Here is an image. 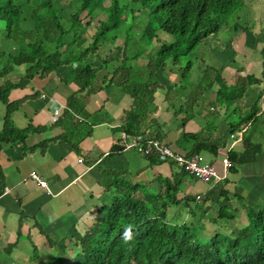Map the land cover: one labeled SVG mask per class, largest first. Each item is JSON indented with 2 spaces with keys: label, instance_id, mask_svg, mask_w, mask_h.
Segmentation results:
<instances>
[{
  "label": "trees",
  "instance_id": "trees-1",
  "mask_svg": "<svg viewBox=\"0 0 264 264\" xmlns=\"http://www.w3.org/2000/svg\"><path fill=\"white\" fill-rule=\"evenodd\" d=\"M253 1L0 0V77L18 72L20 65L24 67L19 77L0 83V99L7 108L0 128V150L3 144L23 137L24 133L8 120V114L17 105L8 98L9 92L27 85L35 76L44 78L53 74L67 84L76 83L77 88L68 96L64 113H73L71 122L75 114L89 115L91 122L83 123L88 127L85 130L88 134L93 122L102 121L97 118L101 111L88 114L84 103L76 102L75 93L94 92L92 80H98V72L105 68L106 72L98 81L101 83L99 89L114 83L132 99L124 110L121 128L125 132L138 135L139 141L144 142L164 138V122L154 111L158 107L157 92L166 88L173 97L176 94L174 107L181 110L179 117L171 115L180 128L172 144L182 149L189 147L186 155L199 152L216 155L231 133L244 125L264 124V77L252 73L237 75L230 81L222 74L223 67L210 72L209 68L214 65L205 64L204 58L201 63L205 66L201 74H197L192 71L194 58L191 54L185 55L207 36L227 28V17L248 12ZM251 27L249 24L248 29ZM238 29L240 27L234 28ZM88 30L92 31L87 41L84 34ZM260 33L264 37V27ZM118 39L121 42L115 48L121 57L113 53L95 59L101 45L114 44ZM259 52L264 54V44ZM137 59L140 61L136 62ZM64 65L69 69L60 76L58 71ZM237 69H243V65ZM261 72L264 74V70ZM171 74L178 78L172 80ZM195 91L197 96L189 97ZM212 93L213 98L206 104L232 103L245 94L252 97L249 108H238L235 122L227 121L225 132L228 135L217 139L205 134L204 126L196 131L185 129L194 114L192 105L187 103H195L198 99L201 103ZM259 110L261 116H256ZM252 138L244 134L240 148L227 150L229 173L238 172L240 165L264 153V143ZM146 157L159 161L152 154ZM116 175L110 183L116 194L105 206L102 232L101 227L92 228L82 240H69L70 246L64 240L54 242L61 251L57 249V264H264V202L254 203L255 208H246L248 222L235 233L215 230L205 235L201 233V224L198 228L192 220L179 222L175 216L167 214L172 205L188 206L191 202L189 195L178 196L179 179L164 177L167 182L154 194L151 189L144 188L146 184L137 181L130 184L119 176L121 173ZM224 186L216 190L213 198L216 202L225 201L220 206L218 203L216 221L234 217V209L228 202L241 195L236 187L230 190ZM69 250H73L71 261L65 258V255L70 258Z\"/></svg>",
  "mask_w": 264,
  "mask_h": 264
},
{
  "label": "crops",
  "instance_id": "crops-1",
  "mask_svg": "<svg viewBox=\"0 0 264 264\" xmlns=\"http://www.w3.org/2000/svg\"><path fill=\"white\" fill-rule=\"evenodd\" d=\"M228 74L230 76L227 71ZM32 80L34 82L26 92L19 96H17L19 93L15 92L16 97L9 98L13 103L17 102V105L8 114V120L13 126L21 128L24 133L23 137H16L9 143L3 144L0 150V264H35L36 260L37 264H45L41 258L39 259L38 254L34 253V249L38 250L39 246L45 245L54 246V242L58 240H82L90 234L92 228L99 229L98 225L101 222L96 221L95 218L100 216V212H97L96 208L101 204L100 197L108 189L112 177L117 176L116 173H121L119 176H128L129 173V177H134V181L146 185L150 181L157 180L159 176L176 181L179 179L178 196L184 194L193 196L196 193L206 196L201 202L204 210L200 209V216L204 217L206 212L211 211L215 212L214 216L211 215L212 218L216 217L218 210L213 211L216 207L213 198L216 190L221 186L226 184L224 187L229 188L227 186L230 184L227 180L229 176L224 184H213L206 188L200 185V191L192 193V187L184 181L185 177L193 178V176L174 169L172 167L174 163L150 160L141 153L140 155L145 159V163L141 164L130 152L135 148L126 146L134 136L138 135L127 133L121 128L124 110L129 107L132 99L116 84L112 91H108L109 86L103 88V94L99 89L98 93L102 97L95 92H80L81 95L86 94V96L93 94L88 97V102H83L84 108L88 114H95L97 110L103 109V115L97 116L102 118V121L95 124L93 122L92 129L87 134L81 130L87 127L83 123L91 122L89 115L75 114L74 121L84 122L77 124L73 121V130L68 136L67 129L64 130L60 121L63 120L66 112L64 109L68 96L70 97L77 88L76 83L73 85L72 82L63 83L65 88H61L58 86L60 83L57 84V81L61 80L60 77L53 74L44 78L35 76ZM31 83L32 81L27 85ZM157 93L155 99L162 101L167 93L166 88ZM170 95L166 94L167 97ZM245 96L249 97L251 102L249 105L240 106L249 108L252 105V97L247 94ZM124 98L127 102L123 100ZM113 104L114 109L111 107ZM157 105L159 107V102ZM167 105L162 113L157 111V107L154 114L164 122V125L170 122L166 126L167 129L163 128L165 136L162 140L172 146L179 136V130L171 126V114L168 113ZM56 108L60 109V113L54 118ZM6 109V107L0 108V128L4 122ZM211 109L215 111V105ZM260 111L256 116H261ZM192 119L187 121L185 129L196 131L197 126ZM225 124L227 129V122ZM258 124L254 134L262 135L264 124L259 122ZM261 127L262 130L258 132ZM255 139H260L259 141L264 143V138ZM226 142L219 147L222 154L225 145L229 143ZM239 146L241 145L236 147ZM173 148L182 152L189 150V147L182 149L174 145ZM202 154L212 163L216 161L215 156L218 155L209 152ZM129 165L133 166L132 171ZM257 165H260L261 169L264 168V160ZM148 169L149 172H146ZM31 172L44 179L47 188L41 186L30 175ZM209 202V206L204 205ZM102 205H105V202L100 206ZM89 220H93L91 221L93 225H87Z\"/></svg>",
  "mask_w": 264,
  "mask_h": 264
},
{
  "label": "rangeland",
  "instance_id": "rangeland-1",
  "mask_svg": "<svg viewBox=\"0 0 264 264\" xmlns=\"http://www.w3.org/2000/svg\"><path fill=\"white\" fill-rule=\"evenodd\" d=\"M243 12L244 11H242L241 14H237V17H234V18L232 16L227 17L226 18V21L228 24L227 28H225V27L220 28V30L217 33L207 36L206 38H204L202 41H200L195 46V48L191 51V53H188L185 55V57L186 56L188 57V55L191 54V57L194 58L195 61L193 63V70H192V71H194V73L201 74V68H203L205 66V64L210 63V64L214 65V67L209 68L210 72L214 73V71H212V70H214L216 68L218 69L220 67H223L221 69V72L223 75H227V71L229 70V68L236 69L239 66L244 65L245 61H246V63H247V61L250 63L260 53L259 49H260L261 45L264 44V37L259 35L260 31L262 30V27H264V0H254L252 2V8L250 10H248V12H245V13H243ZM252 18H254V19L252 20ZM249 24H252V27L250 29H248ZM236 26L240 27V29L234 30V28ZM90 31H92V30H88L84 34V36L87 37V41H88ZM120 42H121V40L118 39L116 41V43H114V44L106 43V44L101 45L100 48L98 49V51L100 53H97L94 55L95 59L101 58V56H103V55L108 57L110 54H113V53H117L121 57V53L118 51V49L115 48V45L119 44ZM244 57H245V60H244ZM203 58H204L205 62H207V63H205V64L201 63V60ZM139 61H140L139 59L136 60V62H139ZM259 63L262 65V62H259ZM260 64H258L256 66L257 69L259 70V72L258 71H254V72H255L256 76H260V74H261V78H262V77H264V75H262V73L260 72L262 69ZM23 69H24V67L20 65L17 68L18 72L9 73L6 77H0V83H2L5 79H15V78H17V76L19 77V74H20L19 71L22 72ZM68 69H69V67L64 65V66L60 67L58 73L60 74V76H63L62 73L66 72V70H68ZM209 71H208V73H209ZM99 72H98V76H99L98 80H101V77L106 72V70H105V68H103ZM235 73H237V72H235ZM231 76H233V78L236 77L235 74L230 73V76H229V74L227 75V79L230 80ZM171 78L173 80L175 78L177 79L178 77L177 76L175 77L174 74H171ZM98 80H97V78H96V80H92V84H93L92 87H93L95 94L102 97V95H100V93L103 94L104 92L102 89L100 91V93H98L99 86L101 85V83H99L100 81L98 82ZM31 81H32V83L29 85L19 86L16 89H12L9 92L8 98L16 97V96H14L15 92L19 93L17 96L26 92L34 82V80H31ZM58 83H60L58 86H60L61 88H65V86L63 85V83H65V82L62 79L57 81V84ZM73 84H74V82L72 81L71 85H73ZM170 84H171L172 88H174V86H173L174 84L172 82ZM114 86H115V84L109 85V87L107 88L108 91L109 90L112 91ZM100 88H101V86H100ZM85 93H86V91H85ZM195 94H198V92L195 91L194 95H189V97L197 96ZM75 95L77 96L76 102L83 103V102H88L87 101L88 97L90 95L92 96L93 94L86 96V94L81 95L80 92H76ZM118 95L121 96L120 93H118ZM205 95H206V93H204L202 95V97H204ZM115 96H117V94ZM173 96L174 95L171 94L169 97H167L166 99H163L162 101L157 100V102H159V107H158L157 111L158 112L160 111L162 113L164 110L163 108L168 104L167 105V108L169 110L168 113H169V115L170 114L172 115V118H175V117H179L181 115V110H178L176 106L174 107L176 94H175V97H173ZM244 96L242 99L240 98L241 100L239 99L237 101H234V102L228 103V104L227 103L220 104L218 102L217 104H215L216 112H213L214 110L211 109V107L213 106V105H210L211 103L206 104L208 99L213 98V93L209 98L205 97L206 100H203L201 103H200V99H198V101H196L195 103H191V104L187 103V105H189V106L192 105V107H193V113L194 114H193L192 120L194 121L195 125L197 126V130L204 126L203 127L204 133L213 137L214 139H217L219 136H222L223 134H225L227 136L228 134H227V132H225V129H226L225 122H227L228 120L235 122L236 116H238V114H239L238 108L240 107V105H249L251 102V99L249 97H247V96L244 97ZM184 97L187 99L188 93ZM123 100H125L127 102V100L125 98ZM37 102L38 101H36V103ZM240 103H242V104H240ZM48 104H50V103H48ZM225 105H227L228 108H226ZM5 107H6V104L0 99V108L5 109ZM48 107H49V105H48ZM111 107L114 109L115 108L114 104L111 105ZM110 111H112V110H110ZM102 112H104L103 109L99 113L100 116H101V114L103 115ZM72 118H73V113L69 112V114L66 113L64 115L63 120L60 121V125L64 128V130L67 129L66 132L68 133V136L71 135L70 132L73 130V126H72V122H71ZM169 123L170 122L168 121L167 125ZM171 123H172L171 126H174L178 129H180L178 127V124L176 126V120L175 119H171ZM99 125H100V123L97 124V126H99ZM167 125H164L163 128H166ZM258 125H259L258 123L256 125H254V124L253 125H246L247 129L245 131V136L246 137L251 136L253 138H264V134H262V135L261 134H254V131L258 127ZM77 127L80 130V127L79 126H77ZM86 129L87 128L84 127V128H82L81 131L85 132ZM261 130H262V127L259 128L257 131L260 132ZM74 138L76 139L75 136H74ZM226 139H227V141H230L229 138L226 137ZM258 140H260V139H258ZM130 152L141 162V164L145 163V159L141 156L142 152H140V151L138 152L137 149H133V151L130 150ZM256 157H257L256 160L240 165L238 172L229 173V175H228L229 178H227V180H229L228 182L230 184H227V186L231 190L233 189V187H236L237 191L239 193H241V195H242V198H241V195H239V199L237 198V196H234L228 202V204H230V206L235 210L234 217L232 218V220H230V221L219 220L216 222V217H214V219H212V216L215 215V212H211V211L206 212L204 217H201L200 216V204L195 203V202L190 203L191 209L184 207V206H175V207L171 206V207H169V209L167 211L168 216H175L179 222L192 220L198 224V226H197L198 228H200V224H201L203 226V227H201L202 228L201 233L205 234V235L212 234L215 230H218V229H220V231L221 230L225 231L226 229L229 231H235V230L237 231V229H239L241 226L247 224V222H248L249 214L245 212L246 208L247 207H254L255 208L254 203L258 204V203L264 202V168L261 169V166L257 165L259 163H262V160H264V153L258 154ZM215 158H216V161L213 162V165L215 166V168L218 172H222V167H221L222 166V153H221V150H219L218 155H216ZM172 167L174 169H179V167L175 164H173ZM129 169H130V171H132L133 166L129 165ZM146 172H149V169ZM128 177H129V173H128V176L122 175V178H125L126 180H128L130 182V184H134V182H135L133 180L134 177H129L130 179ZM106 178H107V176H106ZM193 178H191L190 176H187V177H185V181H184L187 184L189 183L190 187H192V193H194L196 191H200V185L203 186L204 188H206L209 185L212 186L214 184L213 181L208 180L206 182H204V181L201 182L199 179L195 180L196 178L195 179H193ZM231 179L234 181L233 182L230 181ZM165 182H167V180H165L164 177H161L157 180L150 181L147 185L144 186V188L147 191H149V189H151L150 191H152L155 194L156 192H158V188L161 185L164 186ZM122 187H124V185H122ZM125 189H128V187L125 186ZM115 194H116V189L113 187V184L109 185L108 189L105 191L104 195H102L100 197V203L102 204L103 202H105V205H103L102 207L100 206L101 204L99 206L95 205V206H97V208H96L97 212H100V216H98V218H95L96 221L102 222V220L104 219V216L106 215L105 206L112 202ZM218 203L220 206L221 204H224L225 201H221V202L215 201L216 207L214 208L213 211L217 210ZM204 205L209 206L210 202H209V204L204 203ZM91 221L93 222V220H89L87 222V225H89V226L93 225ZM100 227H101V223H99V228ZM103 228H104V224L102 225V227L100 229L101 232H102ZM58 241H60V240H58ZM39 242L40 241L38 240V243ZM64 243L68 245L69 240H64ZM68 246H70V245H68ZM72 246L73 245H71V247ZM40 248H42V250H40ZM57 249L60 251L58 246H51V247H48V245L47 246L46 245L41 246V247L39 246L38 250L34 249V253L38 254L39 259L41 258L42 259L41 261H43L45 264L48 262H50L51 264H57V258H56L57 253H58ZM74 249H75V247H74ZM72 251L73 250H69L70 258H69V256L65 255V258L68 259L67 261H71ZM53 260H54V262H53ZM34 263L37 264V260Z\"/></svg>",
  "mask_w": 264,
  "mask_h": 264
},
{
  "label": "built area",
  "instance_id": "built-area-1",
  "mask_svg": "<svg viewBox=\"0 0 264 264\" xmlns=\"http://www.w3.org/2000/svg\"><path fill=\"white\" fill-rule=\"evenodd\" d=\"M59 113L60 109L56 108L54 111V118H56ZM231 136L234 138V141L228 146V148L232 147L235 143H238L241 140L242 131L231 134ZM127 147H134L146 155H155L159 160H171L177 163L184 170L188 171L189 173L193 174L203 181L212 180L213 182H223V177L225 175V172H227V167L229 165L228 159L226 158V156H224L222 159L224 166V175H220L216 171L215 167L210 162L205 160L202 155L194 154L192 156H186L173 150L169 145L157 138L146 139V141L144 142L139 141V137H134L132 141L127 144ZM30 175L35 178L41 186L47 188L45 180L39 177L35 172H31ZM199 198L200 196L197 195V199Z\"/></svg>",
  "mask_w": 264,
  "mask_h": 264
},
{
  "label": "clouds",
  "instance_id": "clouds-1",
  "mask_svg": "<svg viewBox=\"0 0 264 264\" xmlns=\"http://www.w3.org/2000/svg\"><path fill=\"white\" fill-rule=\"evenodd\" d=\"M262 46V45H261ZM257 57V58H256ZM255 57V59L254 60H252L250 63L247 61V63H246V61L244 62V65H243V69H234V68H230L229 70H228V72L229 73H231V74H235L236 76L237 75H246V74H252V73H254L255 74V72L254 71H258L259 72V70L257 69V65L258 64H260L259 62H262V65H261V67H262V69H261V71L262 70H264V54H262V53H259L257 56ZM244 60H245V57H244ZM260 71V72H261ZM235 72H237V73H235ZM262 73V72H261ZM231 78H233V76L231 77ZM231 80V79H230ZM246 128H247V126L246 125H244L243 127H241V128H239L238 130H236L235 132H233V133H231V134H234V133H236V132H239V131H242V138H241V140L238 142V143H235L232 147H230V148H235L237 145H242V139H243V137H244V134H245V131H246ZM231 134H230V141H229V143H227L226 145H225V148H224V153L222 154V159H223V157L224 156H226V158H227V150L228 149H230V148H228V146L230 145V144H232V142L234 141V138L231 136ZM134 137H138V136H134ZM163 142H165L164 140H162ZM167 145H169L170 146V148H172L173 150H175V151H177V152H179V153H182V154H184V155H186L185 153L186 152H182V151H179V150H177L176 148H173L170 144H168L167 142H165ZM126 146H127V144H126ZM132 148H134V147H132ZM136 149V148H135ZM139 151V150H138ZM143 154V153H142ZM194 154H200V155H202L203 157H204V155L202 154V153H193V154H191V155H186V156H192V155H194ZM144 155H146V154H144ZM147 156H149V155H147ZM155 156V155H154ZM204 159L205 160H207L205 157H204ZM228 159V158H227ZM160 162H171V163H174L175 165H177L178 167H179V170H182V171H185V172H187L189 175H191V176H193L194 178H196V179H199L198 177H196V176H194L193 174H191V173H189L188 171H186V170H184L182 167H180L177 163H175V162H173V161H171V160H159ZM208 162H210L212 165H213V163L211 162V161H209V160H207ZM228 161H229V165H228V167H227V172H225V175H224V166H223V161H222V167H223V172L222 173H220V172H218L217 170V172H218V174H220V175H224V181L223 182H220V181H216V182H213L214 184H224L225 182H226V178H227V176L229 175V172H228V169H229V166H230V160L228 159ZM214 166V165H213ZM215 167V166H214ZM216 169V168H215ZM199 180H201V179H199ZM201 181H203V180H201ZM208 181V180H207ZM209 181H212V180H209ZM204 182H206V181H204ZM226 185V184H225ZM224 186V185H223ZM184 195H189L190 196V199H191V202H195V203H200L201 204V202L202 201H204L205 199H206V196H204V195H202V194H200V193H196V194H193V196H191L190 194H184ZM197 195H199L200 196V198L199 199H197ZM183 196V195H182ZM181 196V197H182ZM191 202H189V205L188 206H184V207H187V208H189V209H191V205H190V203ZM172 206H174L175 207V205H172ZM181 206H183V205H181ZM169 209V208H168ZM168 211V210H167ZM189 211V210H188ZM234 212H235V210H234ZM168 214V213H167ZM168 217V216H167ZM230 221V220H225V219H222V221ZM232 220V219H231ZM191 221V220H190ZM219 221V220H218ZM217 222V221H216ZM218 230H220V229H218ZM227 230V229H226ZM228 232H234V231H229V230H227ZM236 231V230H235Z\"/></svg>",
  "mask_w": 264,
  "mask_h": 264
}]
</instances>
